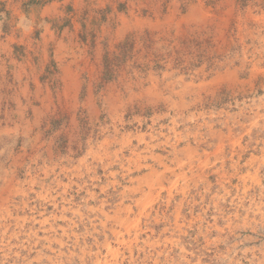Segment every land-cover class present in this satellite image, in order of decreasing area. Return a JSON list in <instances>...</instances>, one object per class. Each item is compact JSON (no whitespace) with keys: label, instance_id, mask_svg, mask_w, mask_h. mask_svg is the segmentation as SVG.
<instances>
[{"label":"clouds","instance_id":"1","mask_svg":"<svg viewBox=\"0 0 264 264\" xmlns=\"http://www.w3.org/2000/svg\"><path fill=\"white\" fill-rule=\"evenodd\" d=\"M0 264H264V0H0Z\"/></svg>","mask_w":264,"mask_h":264}]
</instances>
